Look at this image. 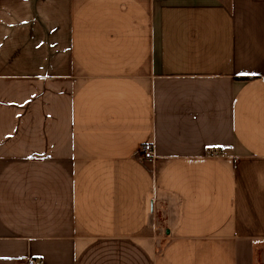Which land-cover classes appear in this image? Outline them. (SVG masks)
Masks as SVG:
<instances>
[{"label":"crops","instance_id":"0c3cea01","mask_svg":"<svg viewBox=\"0 0 264 264\" xmlns=\"http://www.w3.org/2000/svg\"><path fill=\"white\" fill-rule=\"evenodd\" d=\"M30 258L264 264V0H0V264Z\"/></svg>","mask_w":264,"mask_h":264},{"label":"built area","instance_id":"2783aa9c","mask_svg":"<svg viewBox=\"0 0 264 264\" xmlns=\"http://www.w3.org/2000/svg\"><path fill=\"white\" fill-rule=\"evenodd\" d=\"M141 153L144 158L146 159H153L155 156V150L153 145L150 142H146L145 144L142 145L141 147ZM27 264H44L42 260H37L35 258H30L27 262Z\"/></svg>","mask_w":264,"mask_h":264}]
</instances>
